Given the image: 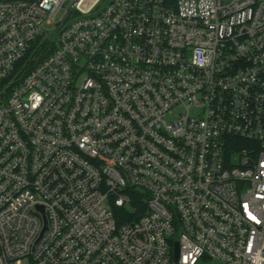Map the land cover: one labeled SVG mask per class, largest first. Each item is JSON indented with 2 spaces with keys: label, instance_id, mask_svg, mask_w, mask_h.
Masks as SVG:
<instances>
[{
  "label": "built area",
  "instance_id": "2783aa9c",
  "mask_svg": "<svg viewBox=\"0 0 264 264\" xmlns=\"http://www.w3.org/2000/svg\"><path fill=\"white\" fill-rule=\"evenodd\" d=\"M201 261L264 264V0H0V264Z\"/></svg>",
  "mask_w": 264,
  "mask_h": 264
},
{
  "label": "trees",
  "instance_id": "16d2710c",
  "mask_svg": "<svg viewBox=\"0 0 264 264\" xmlns=\"http://www.w3.org/2000/svg\"><path fill=\"white\" fill-rule=\"evenodd\" d=\"M49 43H42L38 50L32 51L22 62H20L17 66V80L25 78L30 71L42 60L46 57L47 53L44 54ZM36 49V47H35ZM144 195L142 192L134 191L132 193V209L131 210H116V217L119 216V222L123 223L125 221H135L138 219L139 214L134 212V208H138L139 212H144L146 210L144 206ZM126 217H123V216Z\"/></svg>",
  "mask_w": 264,
  "mask_h": 264
},
{
  "label": "rangeland",
  "instance_id": "374dc122",
  "mask_svg": "<svg viewBox=\"0 0 264 264\" xmlns=\"http://www.w3.org/2000/svg\"><path fill=\"white\" fill-rule=\"evenodd\" d=\"M226 1V0H225ZM65 10H62L60 12V15L59 17L64 13ZM56 25H51L49 26L48 28L50 29L49 33L53 34L54 30H56ZM54 38H55V35H54ZM199 264H214L213 262H205V261H201ZM215 264H219V263H215Z\"/></svg>",
  "mask_w": 264,
  "mask_h": 264
},
{
  "label": "water",
  "instance_id": "95a60500",
  "mask_svg": "<svg viewBox=\"0 0 264 264\" xmlns=\"http://www.w3.org/2000/svg\"><path fill=\"white\" fill-rule=\"evenodd\" d=\"M176 261L178 260V258H179V247H178V245H177V250H176Z\"/></svg>",
  "mask_w": 264,
  "mask_h": 264
}]
</instances>
